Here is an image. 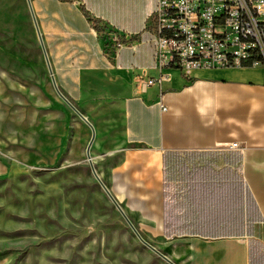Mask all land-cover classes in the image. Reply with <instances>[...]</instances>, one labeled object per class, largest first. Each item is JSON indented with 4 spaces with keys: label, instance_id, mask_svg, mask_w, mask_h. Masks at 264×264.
<instances>
[{
    "label": "crops",
    "instance_id": "1",
    "mask_svg": "<svg viewBox=\"0 0 264 264\" xmlns=\"http://www.w3.org/2000/svg\"><path fill=\"white\" fill-rule=\"evenodd\" d=\"M30 2L0 0V107L23 111L25 131L49 126L67 104L58 89L156 249L176 264H264V66L161 71L146 31L158 0Z\"/></svg>",
    "mask_w": 264,
    "mask_h": 264
},
{
    "label": "rangeland",
    "instance_id": "2",
    "mask_svg": "<svg viewBox=\"0 0 264 264\" xmlns=\"http://www.w3.org/2000/svg\"><path fill=\"white\" fill-rule=\"evenodd\" d=\"M21 112L0 107V264H170L140 241L95 178L90 127L65 104L52 124L33 121L25 131Z\"/></svg>",
    "mask_w": 264,
    "mask_h": 264
},
{
    "label": "built area",
    "instance_id": "3",
    "mask_svg": "<svg viewBox=\"0 0 264 264\" xmlns=\"http://www.w3.org/2000/svg\"><path fill=\"white\" fill-rule=\"evenodd\" d=\"M146 31L161 71L264 66V0H158Z\"/></svg>",
    "mask_w": 264,
    "mask_h": 264
},
{
    "label": "water",
    "instance_id": "4",
    "mask_svg": "<svg viewBox=\"0 0 264 264\" xmlns=\"http://www.w3.org/2000/svg\"><path fill=\"white\" fill-rule=\"evenodd\" d=\"M29 4L31 3L30 0H28ZM31 7V4H30ZM32 9V7H31ZM58 93L62 96V98L66 101V103L76 112V114L86 123L90 126L91 130H92V136L91 139L89 141V144L87 146L86 149V155L89 161V164L91 166V169L93 171V174L95 176V178L97 179V181L99 182V184L102 186V188L104 189V191L106 192V194L108 195V197L110 198V200L113 202V204L117 207V209L120 211V213L122 214V216L125 218V220L127 221V223L130 225V227L133 229V231L135 232V234L137 235V237L140 239V241L145 244L149 249H151L152 251H154L157 255H159L160 257H162L164 260H166L168 263L170 264H176L174 261H172L167 255H165L164 253H162L161 251H159L158 249H156L153 245H151L150 243H148L145 239H143V237L140 235V233L137 231V229L134 227V225L132 224V222L130 221V219L127 217L126 213L124 212V210L122 209L120 203L114 198V196L111 194V192L109 191V189L106 187V185L104 184V182L102 181V179L100 178V176L98 175V173L96 172L92 157H91V146L94 142L95 139V129L93 127V125L90 123V121L75 107L73 106L69 100H67V98H65L61 92L57 89Z\"/></svg>",
    "mask_w": 264,
    "mask_h": 264
},
{
    "label": "trees",
    "instance_id": "5",
    "mask_svg": "<svg viewBox=\"0 0 264 264\" xmlns=\"http://www.w3.org/2000/svg\"><path fill=\"white\" fill-rule=\"evenodd\" d=\"M99 29V28H98Z\"/></svg>",
    "mask_w": 264,
    "mask_h": 264
}]
</instances>
